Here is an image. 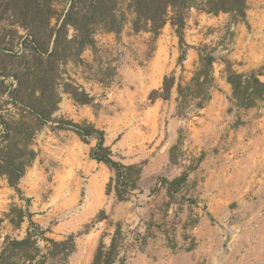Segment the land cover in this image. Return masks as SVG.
I'll return each instance as SVG.
<instances>
[{"label":"rangeland","instance_id":"1","mask_svg":"<svg viewBox=\"0 0 264 264\" xmlns=\"http://www.w3.org/2000/svg\"><path fill=\"white\" fill-rule=\"evenodd\" d=\"M184 37L187 46L171 22L156 41L130 26L121 35L99 31L96 51L60 68L50 122L9 95L18 84L11 76L33 66L32 53L19 45L0 54V116L13 135L0 129V254L26 236L31 214L46 236L75 238L69 264H93L117 229L114 264H264V102L239 107L228 80L229 72H254L264 82V0H247L245 20L192 9ZM206 56L215 60L212 98L182 116L178 84ZM172 75V98L152 101ZM67 84L91 102H76ZM73 123L105 131L113 158L141 171L127 199L117 195L116 171L91 155L98 140H84ZM7 157L25 171L14 186Z\"/></svg>","mask_w":264,"mask_h":264},{"label":"trees","instance_id":"2","mask_svg":"<svg viewBox=\"0 0 264 264\" xmlns=\"http://www.w3.org/2000/svg\"><path fill=\"white\" fill-rule=\"evenodd\" d=\"M65 3L68 5L64 6ZM192 9L214 16L230 14L237 20H245L247 0H0V54L9 56L15 46L20 45L25 51L29 49L34 61L33 66L11 76L18 83L9 94L13 105L42 122H50L54 107L60 102L55 89L60 68L69 62L82 63V55L87 50L96 51L99 31L121 35L130 26L135 34L147 33L151 35V41H156L167 23L171 22L181 45L187 46L184 31ZM20 32L25 35H20ZM186 54L184 50L181 60ZM214 62L212 56H206L192 80L186 85L178 84L180 115L187 114L191 107L202 110L211 100L215 88ZM259 76L254 72L250 75L229 72L233 98L239 107L251 109L264 102V82ZM3 85L0 80V95L5 92ZM175 86L176 77L166 76L163 87L153 91L151 100H170ZM65 91L76 102H91L83 87L67 84ZM46 98L51 104H46ZM71 126L84 140L92 137L98 140L91 155L116 171L117 195L122 201L127 199L136 188L141 171L113 158L105 144V131L74 123ZM0 129H3L6 139L13 136L11 126L1 116ZM30 154L34 158L35 153L32 151ZM6 162L14 186L25 171L11 158L7 157ZM28 216L30 225L26 236L6 242L0 254V264H69L76 252L75 238L58 241L48 237L46 231L32 220L31 214ZM41 242L46 244L45 247ZM121 243V231L117 229L110 248L106 251L102 243L93 264H114L120 255Z\"/></svg>","mask_w":264,"mask_h":264}]
</instances>
